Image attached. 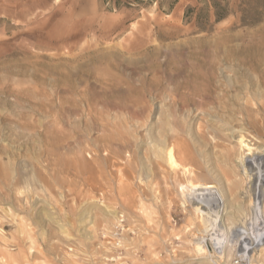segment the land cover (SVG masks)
<instances>
[{
  "label": "rangeland",
  "instance_id": "rangeland-1",
  "mask_svg": "<svg viewBox=\"0 0 264 264\" xmlns=\"http://www.w3.org/2000/svg\"><path fill=\"white\" fill-rule=\"evenodd\" d=\"M262 175L264 0H0V264H264Z\"/></svg>",
  "mask_w": 264,
  "mask_h": 264
},
{
  "label": "bare ground",
  "instance_id": "bare-ground-1",
  "mask_svg": "<svg viewBox=\"0 0 264 264\" xmlns=\"http://www.w3.org/2000/svg\"><path fill=\"white\" fill-rule=\"evenodd\" d=\"M169 145V144H168ZM239 145H240V148L241 149H243L244 151H246L247 153H246V155L247 156H251V155H254V149L251 147V146H249L248 144H246L243 140H239ZM154 148H155V151H156V153H157V155H158V157L159 156H164L165 157V159H166V161L168 162V163H170L171 165H176V163H175V161H174V154H175V151H174V149H173V147L171 146H167V144H154ZM240 149V150H241ZM242 151V150H241ZM244 156V155H243ZM160 158V157H159ZM164 160V159H163ZM254 161V160H253ZM252 161V162H253ZM258 162V161H257ZM244 164L246 165V166H249L250 164H251V160L250 159H245L244 160ZM259 181H261V182H263L264 181V175H262V176H259L258 177V179H257V182L259 183ZM206 188L205 187H203V186H197L196 188H195V191L194 192H203L204 190H205ZM206 191V190H205ZM253 191V190H252ZM258 198V197H257ZM259 201V200H258ZM210 202L207 200V203H202V202H200L199 204H200V206L201 207H199V211L202 213V214H204L205 216H206V214H205V211H206V208L207 207H209L210 206V204H209ZM206 204H207V206H206ZM205 207V209H203ZM202 222H203V224H204V226H205V232H207V230H208V224H207V221H206V219L205 218H203L202 219ZM210 229V228H209ZM195 247L196 248H194L195 249V251L198 253V254H200V255H205L207 252H206V250H205V248H204V245H203V243H202V245H201V243H198L197 242V244L195 245ZM262 249L264 250V246L262 247ZM13 263L14 264H18L17 263V261H13ZM215 263H217V262H215ZM213 264H214V262H213Z\"/></svg>",
  "mask_w": 264,
  "mask_h": 264
}]
</instances>
